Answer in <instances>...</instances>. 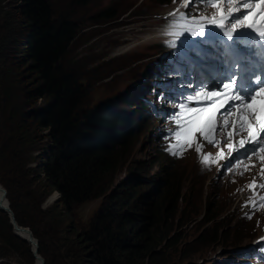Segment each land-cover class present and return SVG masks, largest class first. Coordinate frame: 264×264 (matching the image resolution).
<instances>
[{
    "label": "rangeland",
    "instance_id": "374dc122",
    "mask_svg": "<svg viewBox=\"0 0 264 264\" xmlns=\"http://www.w3.org/2000/svg\"><path fill=\"white\" fill-rule=\"evenodd\" d=\"M80 1H84V5ZM48 2L55 13L71 16L70 18L74 21L76 38L69 45L63 61L68 65L67 68L70 67L78 72L83 83L86 84L87 107L95 110L97 106H100L99 114L102 115L108 107L107 102L117 100L116 107L120 111L125 109L130 113L131 107L127 102L122 101L118 93L123 91L129 83H134L133 80L143 70L144 66L140 63L142 58L155 53L156 48L149 46L157 41L151 37V32L164 22L158 18V15L171 8L174 2L168 6H164L166 0L164 2L160 0H48ZM15 6L12 0H0L1 109L5 105L16 109L23 104L19 94L22 81L18 77V71L15 69L12 71L14 64L12 62H26L24 43L18 42V39L27 28L23 26L21 19L17 17L18 14L13 10ZM108 9H111L109 14L98 16L99 12ZM113 48L116 50L115 57L111 52ZM13 49L17 53L12 52ZM8 66L10 70L7 69ZM37 85L35 81L32 83L33 87ZM47 100L37 99L31 109L46 111L49 108ZM31 109H25V111ZM31 111L33 113L35 110ZM22 112H24L23 107ZM130 116L133 123L137 114L132 112ZM147 121L154 125L153 121ZM155 126H158V123L154 125L153 133L141 132L134 123L130 126L131 130L126 128L124 135L127 137L125 149L128 151V159L113 176V183L106 196L116 193L129 184L130 188L126 190L134 189L137 197L142 194L141 198L153 201L158 208L160 218L155 229L165 236L157 247V249H165L161 264H221L222 262L216 260L221 253L224 254L237 245L247 244L263 231V229L260 230L262 225L257 221L248 222L242 219L243 213L239 210L237 201L241 202L244 199L246 187L239 186L238 193L235 192L233 180L216 179L211 175L208 167L200 166L195 151L181 160H172L160 152L157 145L159 139L154 135ZM46 132L47 130H42L38 134L41 139L36 144L34 159L29 164L34 169H37L39 160L47 153ZM106 133L108 137H111V133ZM239 181L245 182V178L240 177ZM150 191L152 193L148 197L144 196V192ZM179 193L181 198L174 208L173 199ZM58 196L57 191H52L45 196L40 203V209L46 212L32 216L33 226L46 242L48 264H80L78 255L75 256L72 252L76 246L77 234L87 228L101 207L105 209L108 207L107 202L104 195L89 199L75 205L70 213L71 216L63 215L62 224L58 227L56 235L65 236L69 241L58 243L51 230V223L45 224V221L49 220L50 209L59 199ZM207 202L215 204L219 211L218 217L211 221L206 220L208 212L206 213L205 204ZM59 208L61 206L56 207L57 212ZM135 212L126 206L120 213L126 216L129 213L134 216ZM2 213L4 212L0 210V215ZM212 228L217 232V240L209 243ZM18 231H21L19 233L21 235L16 232L18 237L15 236L19 240L12 241L10 244L0 235V264H41L40 259L32 254V250L30 252L26 248L27 244L31 245L30 249L33 246L26 240L29 239L28 232ZM235 235L242 238L236 246L231 244ZM67 249L70 252L69 255H66ZM241 257L231 255L227 258L231 262ZM141 263L149 264L145 258H142Z\"/></svg>",
    "mask_w": 264,
    "mask_h": 264
},
{
    "label": "trees",
    "instance_id": "16d2710c",
    "mask_svg": "<svg viewBox=\"0 0 264 264\" xmlns=\"http://www.w3.org/2000/svg\"><path fill=\"white\" fill-rule=\"evenodd\" d=\"M12 1L14 6L17 5L13 10L27 28L18 39L24 43L26 62H12V71L17 70L22 81L19 94L23 104L16 109L9 105L0 108V184L7 191L16 222L30 228L38 240V253L48 264L46 242L32 222L34 214L46 212L40 209L45 196L52 191L59 194L45 224L51 223L58 243H66L69 241L67 237L56 235L62 216H71L75 205L104 195L108 207H101L87 228L77 234L72 252L78 255L79 263L142 264V258H145L149 264H161L165 249L157 247L165 236L155 229L160 218L153 201L141 198L142 194L137 197L134 189L126 190L130 188L129 184L106 196L113 176L128 159L127 138L116 139L113 135L119 132L117 129L111 137L106 133L122 121L116 101L107 104L102 115L100 109L90 110L85 102L86 84L78 72L67 68L63 61L69 45L76 38L73 19L55 13L48 0ZM80 3L84 5V1ZM110 11H101L98 16ZM15 49L12 52L17 53ZM9 66L7 69L10 70ZM34 81L38 84L35 87L32 86ZM39 98L48 99L46 111L31 109ZM29 108L35 111H25ZM42 130H47V153L34 169L29 164L34 159L36 144L41 139L38 134ZM150 193L143 194L148 197ZM180 198V194L175 195L174 208ZM126 206L136 211L134 216L120 213ZM205 210L208 221L219 215L217 206L211 202L205 204ZM242 219L251 222L254 216L249 219L245 214ZM211 231L209 243L217 240L216 230L212 228ZM0 235L9 244L19 240L4 213L0 215ZM236 235L232 245L242 240ZM26 248L31 252L30 244ZM69 254L67 249L66 255Z\"/></svg>",
    "mask_w": 264,
    "mask_h": 264
},
{
    "label": "snow or ice",
    "instance_id": "6c2138e0",
    "mask_svg": "<svg viewBox=\"0 0 264 264\" xmlns=\"http://www.w3.org/2000/svg\"><path fill=\"white\" fill-rule=\"evenodd\" d=\"M173 2L175 3V0ZM190 2L192 0H181L180 5L169 13V16L173 17L166 33L173 37L167 42L169 46L176 47L175 38L185 31L191 33L192 36L203 37L207 25L217 26L223 29V35L232 41L225 48V54L232 57V62L229 63L227 60L222 62L216 77L211 79V90L207 82L200 80L194 89V94L187 95L184 102L179 104L180 111L174 117L178 127L175 130H169L175 143H170L167 150L173 155H182L186 148L195 146L202 163L205 165L217 163L225 157L224 149L221 148L215 158L212 153L204 154L203 144L196 143L195 134L198 132L209 144L218 146L220 140L216 139L212 133L217 128L223 133L226 128L231 127L234 131L227 132L225 136L228 154L231 155L234 151L245 149L247 160L251 161L252 157L259 159L262 164L259 174L264 177V76L255 71L254 65H251L245 55L247 52L253 57H264V0H200L206 7L215 11L210 15L205 14L198 17L189 16L180 11V8H186ZM257 8L261 10L257 16L253 17V12ZM237 13L239 15H236ZM244 29L252 30V32L242 31ZM253 33L261 49L259 53H256L252 46L242 43L243 40L250 39ZM234 36L235 40H233ZM218 39L219 34L210 28L208 39L203 43ZM175 55L177 64L181 67H187L194 56L203 61L201 52L187 51L184 41H181V47ZM260 72H264V60L261 61ZM187 86L185 84V87ZM161 98L167 99L163 93H161ZM192 102H195V107L191 106ZM221 108L225 111L221 112ZM245 132L247 135L234 144L233 137ZM245 145H252V148L247 149ZM233 162H235V168L243 166L245 171L249 170L243 160L237 162V157H233L224 167L230 172L233 171ZM240 174L243 175V172ZM246 187L255 190L257 187L255 180ZM258 187L264 189V184ZM256 195L254 191L248 203L254 210L264 208V196H260L257 202ZM252 214L246 213L249 219ZM261 240L264 241V237H261Z\"/></svg>",
    "mask_w": 264,
    "mask_h": 264
},
{
    "label": "water",
    "instance_id": "95a60500",
    "mask_svg": "<svg viewBox=\"0 0 264 264\" xmlns=\"http://www.w3.org/2000/svg\"><path fill=\"white\" fill-rule=\"evenodd\" d=\"M0 190H1V192H2V197L5 199V201H6V205H4V204H2V202H0V209L1 210H3V212L5 213V214H7V216L9 217V220H10V223H11V225H12V228H13V233H14V235H16L15 234V232H14V230L16 229V228H20V227H22L21 225H19L17 222H16V219H15V216H14V213H13V211L11 210V208H10V204H9V201H8V199H7V197H6V194H7V191H6V189L0 184ZM59 195V194H58ZM58 198H59V196H58ZM57 199V198H56ZM1 205L3 206V207H1ZM22 228H25L26 230H27V232H28V234H29V242L32 244L33 243V255L35 254L39 259H40V262H41V264H44L45 262H44V258L38 253V250H39V248H38V240L34 237V235H33V233H32V231L30 230V228L29 227H26V226H23ZM17 236V235H16ZM18 237V236H17ZM32 250V249H31Z\"/></svg>",
    "mask_w": 264,
    "mask_h": 264
},
{
    "label": "bare ground",
    "instance_id": "6f19581e",
    "mask_svg": "<svg viewBox=\"0 0 264 264\" xmlns=\"http://www.w3.org/2000/svg\"><path fill=\"white\" fill-rule=\"evenodd\" d=\"M0 192H1V190H0ZM180 194V193H179ZM192 194V193H191ZM0 202H2V204H4V205H6V201H5V199L2 197V196H0ZM190 205V204H189ZM188 206V205H187ZM1 207H3L2 205H1ZM1 210V209H0ZM2 212H3V210H1ZM190 212V211H189ZM23 227V226H22ZM22 227H20V228H16L15 230H14V232H15V234L18 236V234L19 233H21V231H18V230H24V231H27L25 228H22ZM18 234H17V233ZM19 235H21V234H19ZM27 241H29V239H26ZM32 245H33V243H32ZM32 252H33V246H32ZM34 257H37L35 254H34Z\"/></svg>",
    "mask_w": 264,
    "mask_h": 264
},
{
    "label": "clouds",
    "instance_id": "9594fccd",
    "mask_svg": "<svg viewBox=\"0 0 264 264\" xmlns=\"http://www.w3.org/2000/svg\"><path fill=\"white\" fill-rule=\"evenodd\" d=\"M116 139H118V138H116ZM116 139H115V140H116ZM121 139H122V138H119V140H121Z\"/></svg>",
    "mask_w": 264,
    "mask_h": 264
}]
</instances>
